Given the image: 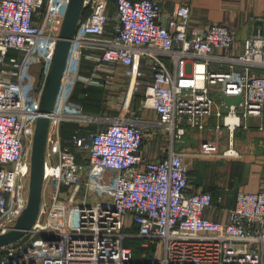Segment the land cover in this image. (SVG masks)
<instances>
[{
  "label": "built area",
  "instance_id": "built-area-1",
  "mask_svg": "<svg viewBox=\"0 0 264 264\" xmlns=\"http://www.w3.org/2000/svg\"><path fill=\"white\" fill-rule=\"evenodd\" d=\"M69 1L0 0V232L28 203L43 89ZM85 7L50 113L39 218L0 248V264H264V185L239 189L226 220L210 218L206 211L225 197L195 191L186 153L176 149L188 129L206 128L215 115L224 124L196 155H240L233 140L221 147V128L232 135L264 115V73L254 72L264 69V35L237 53L227 24L194 25L187 4L85 0ZM79 83L110 91L109 107L87 110L74 98ZM223 93L242 99L228 105ZM67 122L77 127L66 136ZM156 134L169 146L153 157L146 142ZM128 238L140 239L137 251Z\"/></svg>",
  "mask_w": 264,
  "mask_h": 264
},
{
  "label": "crops",
  "instance_id": "crops-1",
  "mask_svg": "<svg viewBox=\"0 0 264 264\" xmlns=\"http://www.w3.org/2000/svg\"><path fill=\"white\" fill-rule=\"evenodd\" d=\"M163 9L172 10L180 4L191 7L192 23L207 27L211 23H225L235 33L237 53L245 50V42L256 34L264 35V0H158ZM169 64L171 57L164 56ZM219 68L228 69L224 65ZM254 72L264 73L261 67ZM150 79V76L147 77ZM144 89V88H143ZM141 100V99H140ZM115 113V112H114ZM144 115L155 120L156 112L148 109ZM233 134L227 125L221 128V147L227 148L233 140L238 156L204 157L196 155L201 142L216 137V125L224 124L213 115L207 119L204 129L190 128L183 139L176 143V149L186 153V163L193 179V189L212 191L214 197L223 194L224 203L206 211V216L226 220L228 208L235 204L239 189L257 191L264 185V115L252 116L242 121ZM248 125V127H246ZM262 126V127H261ZM147 154L153 157L165 153L169 142L162 134L146 142ZM217 202V201H216Z\"/></svg>",
  "mask_w": 264,
  "mask_h": 264
},
{
  "label": "water",
  "instance_id": "water-1",
  "mask_svg": "<svg viewBox=\"0 0 264 264\" xmlns=\"http://www.w3.org/2000/svg\"><path fill=\"white\" fill-rule=\"evenodd\" d=\"M85 0H70L64 23L56 43L52 63L46 77L31 154L30 189L27 206L16 223L5 232H0V248L18 241L35 225L43 203L45 164L51 117L66 68L68 55L79 21L85 12ZM228 104H239L242 94H222Z\"/></svg>",
  "mask_w": 264,
  "mask_h": 264
},
{
  "label": "trees",
  "instance_id": "trees-1",
  "mask_svg": "<svg viewBox=\"0 0 264 264\" xmlns=\"http://www.w3.org/2000/svg\"><path fill=\"white\" fill-rule=\"evenodd\" d=\"M88 13V10H85V14ZM86 92H88V94H86ZM104 96H105V91L104 89L101 88H95V87H86L83 83H79L76 91L74 93V98H76L77 100L82 101L85 106L86 109L89 111H93V112H100L101 108L103 106V100H104ZM143 96V93H139L137 94V101L136 104L139 105L140 99ZM99 108V109H97ZM77 127L76 123L73 122H67L64 123L63 128H64V134L67 136L68 134H70L73 129ZM191 175V173H190ZM192 177V176H191ZM219 195V194H218ZM216 195V198L217 196ZM140 239L138 238H128L126 240V244L128 245H133V247L135 248V251H137L140 248Z\"/></svg>",
  "mask_w": 264,
  "mask_h": 264
},
{
  "label": "rangeland",
  "instance_id": "rangeland-1",
  "mask_svg": "<svg viewBox=\"0 0 264 264\" xmlns=\"http://www.w3.org/2000/svg\"><path fill=\"white\" fill-rule=\"evenodd\" d=\"M30 68H31V72H32V74H34L35 76H38V74H39L40 64L37 62V60H36L35 57H33V58L31 59ZM109 93H110V91H106L105 96H104V100H103V103H102L103 105H106V107H109V100H110V98H111V96H108ZM139 93H143V88L140 90ZM139 93H138V94H139ZM136 101H137V98L135 99V105H137V104H136ZM102 107H103V106H102ZM97 109H99V108H97ZM88 196H89V195H88ZM80 197H81V198L85 197V192H84V191L80 194ZM89 197H90V196H89ZM126 230H128V229L126 228ZM135 256H137V255L135 254Z\"/></svg>",
  "mask_w": 264,
  "mask_h": 264
}]
</instances>
